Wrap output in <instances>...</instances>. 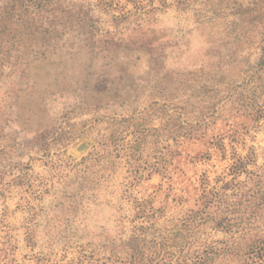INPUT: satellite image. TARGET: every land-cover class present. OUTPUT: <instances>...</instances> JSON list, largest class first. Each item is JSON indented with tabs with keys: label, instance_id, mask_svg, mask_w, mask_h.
<instances>
[{
	"label": "rangeland",
	"instance_id": "374dc122",
	"mask_svg": "<svg viewBox=\"0 0 264 264\" xmlns=\"http://www.w3.org/2000/svg\"><path fill=\"white\" fill-rule=\"evenodd\" d=\"M0 264H264V0H0Z\"/></svg>",
	"mask_w": 264,
	"mask_h": 264
}]
</instances>
